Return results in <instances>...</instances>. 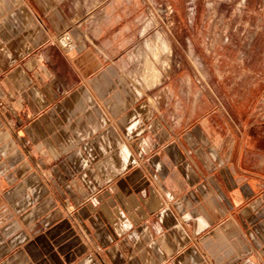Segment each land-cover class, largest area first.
<instances>
[{
  "label": "crops",
  "instance_id": "0c3cea01",
  "mask_svg": "<svg viewBox=\"0 0 264 264\" xmlns=\"http://www.w3.org/2000/svg\"><path fill=\"white\" fill-rule=\"evenodd\" d=\"M147 32L140 0H0V264H264V99L184 98Z\"/></svg>",
  "mask_w": 264,
  "mask_h": 264
},
{
  "label": "rangeland",
  "instance_id": "374dc122",
  "mask_svg": "<svg viewBox=\"0 0 264 264\" xmlns=\"http://www.w3.org/2000/svg\"><path fill=\"white\" fill-rule=\"evenodd\" d=\"M140 1L149 38L130 57L137 59L146 51L145 67L147 62L159 71L149 73L157 82L162 77L156 61L165 70V83L175 79L184 98L191 95L213 106L223 101L233 114L238 94L249 88L253 94L257 86L262 104L264 0ZM138 62H132L133 71Z\"/></svg>",
  "mask_w": 264,
  "mask_h": 264
},
{
  "label": "built area",
  "instance_id": "2783aa9c",
  "mask_svg": "<svg viewBox=\"0 0 264 264\" xmlns=\"http://www.w3.org/2000/svg\"><path fill=\"white\" fill-rule=\"evenodd\" d=\"M54 39L64 49L71 48L75 45V40L70 30H65L60 34H57Z\"/></svg>",
  "mask_w": 264,
  "mask_h": 264
},
{
  "label": "bare ground",
  "instance_id": "6f19581e",
  "mask_svg": "<svg viewBox=\"0 0 264 264\" xmlns=\"http://www.w3.org/2000/svg\"><path fill=\"white\" fill-rule=\"evenodd\" d=\"M146 67L147 70H149L150 73H152L153 75L155 74H159V71H157V69L155 67H153L152 65H150L149 63L146 62ZM149 77V76H148ZM148 79V78H147Z\"/></svg>",
  "mask_w": 264,
  "mask_h": 264
}]
</instances>
